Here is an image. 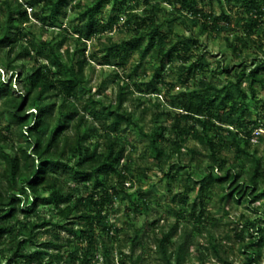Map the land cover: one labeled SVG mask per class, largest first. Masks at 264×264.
Returning a JSON list of instances; mask_svg holds the SVG:
<instances>
[{
    "label": "rangeland",
    "instance_id": "374dc122",
    "mask_svg": "<svg viewBox=\"0 0 264 264\" xmlns=\"http://www.w3.org/2000/svg\"><path fill=\"white\" fill-rule=\"evenodd\" d=\"M19 1L32 3L34 7L33 11L28 10L30 22L15 30L24 38L17 42L16 52L25 47L32 50L33 56L30 61L20 59L15 63L20 76L38 63H48L49 43L67 60V51L70 54L75 51L77 44L74 39L80 35L79 47L86 49L88 58L84 71L86 88L81 89V93L91 90L106 103L116 96L120 87L127 95L123 109L131 113L134 124L123 126L114 136L118 143L126 145L127 155L123 162L127 164L128 179L124 187L117 188L112 205L102 215L101 225L96 230L95 256L89 264L105 263L102 239L106 229L110 230L111 236L117 237L115 242L108 244L109 257L114 264H132L128 258L123 263L121 261V254L130 255L132 249L135 264H177L173 256L176 250L169 251L172 255L169 263L156 249L161 233L175 227L173 242L179 243L183 233L189 234L190 239L181 264H252L250 261L255 255L258 257L255 264H264V243L258 249H251L248 236L249 228L258 224L264 226V195L250 206L246 198L240 203L231 202L225 206L220 202L219 187L213 186L206 218L198 223L196 216L189 213L211 159L210 151L197 142L192 132V129L199 130L198 123L180 117L192 99L204 100L211 108L214 115L211 132L213 137L217 136L220 146L218 159L226 161L225 168L215 169L216 173L223 174L228 167H234L240 171V179H248L253 159L239 153L236 145L246 147L248 153H254L264 164V83L256 84L251 90L248 78L239 79L242 69L248 75L260 60L264 61V8L261 25L249 36L246 28L254 17L226 0H196L198 17L191 13L195 8L188 6L192 0H127L116 7L114 0H109L92 23L88 22L87 15L79 17V13L85 6L92 5L93 0H68L63 10L45 27L36 20L34 13L48 16L50 9L44 10L43 4L49 0ZM13 7L17 9V5ZM131 15H136V18ZM223 15L230 18L229 24L222 23L218 31H213V17ZM115 17L117 21L114 23L112 19ZM4 19V4L0 1L1 24ZM137 22L142 24L141 28ZM93 31L97 34L92 35ZM109 38L111 43L124 42L127 45L109 53L104 60L100 57L104 55V46L110 44ZM177 44L180 49H185L188 63L184 66L182 60L176 58L171 64L163 65L161 55ZM8 50L7 46L0 48V85L14 83L13 95L18 96L25 92L24 83L20 78L9 82L13 70L7 67ZM191 65L189 72L185 67ZM84 96L71 100L68 105L77 107L87 123L95 127L96 130L89 133L93 149L102 140L103 130L92 120L91 109L83 110ZM7 98L0 94V135L9 136L2 148L12 153L11 148L17 146L16 126L4 112ZM59 103L60 99L57 105ZM178 118L181 125L188 128V132L178 140L179 151L169 134ZM69 121L66 135L72 137L77 117ZM162 125L166 126L163 138ZM247 132L251 133V138L246 146ZM153 139L163 149L161 164L155 160L157 153L152 146ZM103 151L100 147L98 159ZM68 157L74 164L78 161V157L71 154ZM4 168L0 149V184ZM63 182L64 189L74 184L72 177L67 175ZM118 182L117 176L110 178L113 186ZM259 188L262 192L264 185L260 183ZM90 191V185H82L80 196L84 197ZM41 194L43 197L50 195L46 191ZM182 196L186 197L185 204L180 202ZM174 198L177 202L173 201ZM84 204L86 211H94L90 200ZM57 212L53 203L39 205L30 217L18 212L12 220L16 230L5 234L0 242V264H24L20 260L15 262L13 256L16 244L30 235L28 231L18 232L19 229L25 222L57 219ZM155 221L158 223L153 224ZM75 228L84 230L86 224L78 223ZM237 233H241L244 240L239 239ZM59 237H66V233L55 226L37 230L32 244H24L22 250L30 253L40 249L43 251V264H81L80 259H73V256H81L87 247L81 239L61 250L40 248L42 243Z\"/></svg>",
    "mask_w": 264,
    "mask_h": 264
},
{
    "label": "trees",
    "instance_id": "16d2710c",
    "mask_svg": "<svg viewBox=\"0 0 264 264\" xmlns=\"http://www.w3.org/2000/svg\"><path fill=\"white\" fill-rule=\"evenodd\" d=\"M0 1L3 2L5 11V19L2 24L0 23V48L3 46L9 48L7 67L13 70L9 82L18 81L17 78H20L25 88L24 93L21 92L18 96H14V83L0 85V94L9 97L4 102V112L9 115L11 122L16 126L17 143V146L11 148L13 152L8 153L2 147L9 140V136L0 135L1 157L5 162V168L1 173L3 182L0 184V242L5 234H12L16 230V224H12V220L16 218L18 212L30 217L39 205L53 203L58 209L57 219L49 218L36 222H25L19 229L18 232L21 230L28 231L30 237L16 244L17 250L13 256L15 262L20 260L24 264H43V251L39 249L25 253L22 246L28 243L32 244L35 231L55 226L65 232L66 237H59L49 243H42L40 248L61 250L65 246H71L75 240L81 239L86 242L87 247L81 256H73V259H80L81 264H89L95 256L93 249L97 239L96 230L101 225L102 215L112 205L117 188L124 187L128 179L127 164L123 162L127 155L126 145L125 143H118L119 141L114 136L120 132L123 126L134 124L131 113H127L123 109L127 98L125 89L120 87L119 92L109 103H106L100 96L97 97L91 93V90L84 94L81 93V89L86 88L84 71L88 58L86 49L79 47L80 35L74 39L77 44L75 51L72 54L67 51V60L58 51L52 49L49 43L48 63L42 65L38 63L27 69L23 76H20V73L16 72L15 63L20 59L30 61L33 56L32 50L25 47L21 52H16L17 42L24 38L15 33V30L30 22L28 8L33 11L34 7L32 3L25 4L19 0ZM226 1L243 8L245 14L254 17L246 28L248 35L251 36L254 30L261 25L260 18L263 14L264 0ZM107 2L109 0H93L92 5H87L83 11H80L79 17L87 15L88 22H94L96 14ZM126 2L127 0H114L115 7ZM146 2L151 5L150 1ZM67 3L68 0L46 1L43 8L44 10L49 8L50 14L44 17L34 13V17L45 27L50 19L56 18ZM14 5H17V9L13 7ZM195 5L196 0H192L188 6L195 8ZM191 13L196 17L200 15L196 8ZM131 16L136 18V15ZM112 20L115 23L117 18ZM229 22L228 16L213 17L211 29L218 31L220 24H229ZM137 24L140 28L142 27L141 23L137 22ZM108 28H110L109 25ZM76 32H80V30L76 29ZM91 34L96 35L97 31H93ZM108 42L110 44L104 46L102 49L104 55L100 57L104 60L107 59L109 53L119 51L120 48L127 45L124 42L120 44L111 43L110 38ZM13 53L14 55L11 57ZM144 57L145 52L142 59ZM176 58H180L184 66L189 61L185 49H180L178 44L161 55V63L168 65ZM36 59L39 60L38 57ZM185 69L190 72L192 65L185 67ZM244 78L250 80L248 87L251 90L256 84H263L264 61L260 60L248 75H246V70L242 69L239 73V79ZM82 95H85L82 104L83 110L90 108L92 120L96 121L100 129L103 130L102 140H99L93 149H91L89 133L94 132L95 127L87 123L84 114L80 115L77 107L68 105L71 100H78ZM58 99H60L59 105H57ZM181 116L198 123L199 130L191 128L192 132L195 134L197 142L210 151L211 160L208 171L199 183L196 198L190 205L189 213L196 216L198 223L206 218L207 204L211 199L213 186L219 187L220 202L225 206L231 202L240 203L245 198L250 206L264 195V190L259 192L260 183L264 185V164L261 158H258L254 153H248L246 147L236 145L239 153L250 155L253 159V166L247 180L240 179V171L234 167H228L223 174L214 171L225 168L226 161H219L218 159L219 142L217 136L214 135L213 137L211 132V126H214L212 123L214 115L204 100L192 99L188 106L184 107ZM75 117H77V122L73 125V136L69 137L66 135V131L70 128L69 119ZM177 121L170 129L169 134L176 144V150L179 151L178 140L188 132V128L181 125L179 118ZM161 131V138H163L166 132L165 125L161 126ZM109 135L113 137H109ZM250 138L251 133L247 132L244 142L246 146L249 144ZM156 143L153 139L152 146L157 153L155 160L161 164L160 158L163 155V149ZM100 147H103L104 151L98 159ZM70 154L78 157L75 164L72 163V158L68 157ZM65 175L71 176L74 182L73 186L67 189L63 188ZM112 176H117L119 180L115 186L110 184ZM86 184L90 185L91 191L84 197L80 196L82 185L86 186ZM43 191L49 192L50 195L43 197L41 194ZM87 200H90L95 208L94 211H86L87 207L84 203ZM173 201L177 202V199L174 198ZM27 202L28 204H26ZM180 202L185 204L187 202L186 197L182 196ZM78 223H85L86 229H76L75 226ZM157 223L158 221H155L153 224ZM175 233L176 227L166 233L162 232L156 249L169 263L172 256L169 255V251L176 250L173 256L176 263L181 264L189 249L190 239L189 234L183 233L179 243H175L172 241ZM248 236L251 238L250 248H260L264 243V226L258 224L256 227L249 228ZM237 237L244 240L241 233H237ZM116 240L117 237L111 236L110 230L106 229V235L102 239L104 264H114L113 259L109 257L108 244ZM132 243L135 247V242ZM216 248L214 246V249ZM133 250H131L130 255L121 254L122 263L124 259L128 258L132 264H135ZM54 257L57 258L55 255ZM257 260L258 257L255 255L250 263L255 264Z\"/></svg>",
    "mask_w": 264,
    "mask_h": 264
},
{
    "label": "built area",
    "instance_id": "2783aa9c",
    "mask_svg": "<svg viewBox=\"0 0 264 264\" xmlns=\"http://www.w3.org/2000/svg\"><path fill=\"white\" fill-rule=\"evenodd\" d=\"M28 10H31L30 8H28Z\"/></svg>",
    "mask_w": 264,
    "mask_h": 264
}]
</instances>
